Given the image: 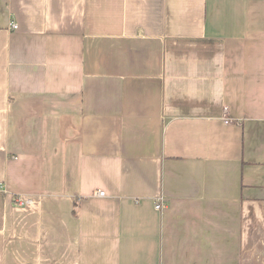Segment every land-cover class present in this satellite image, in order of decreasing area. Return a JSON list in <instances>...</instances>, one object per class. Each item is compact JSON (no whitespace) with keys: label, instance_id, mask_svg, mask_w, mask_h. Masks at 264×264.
Listing matches in <instances>:
<instances>
[{"label":"crops","instance_id":"obj_1","mask_svg":"<svg viewBox=\"0 0 264 264\" xmlns=\"http://www.w3.org/2000/svg\"><path fill=\"white\" fill-rule=\"evenodd\" d=\"M0 264H264V0H0Z\"/></svg>","mask_w":264,"mask_h":264},{"label":"built area","instance_id":"obj_2","mask_svg":"<svg viewBox=\"0 0 264 264\" xmlns=\"http://www.w3.org/2000/svg\"><path fill=\"white\" fill-rule=\"evenodd\" d=\"M11 28H12V30H17L18 26H17L16 24H12ZM224 112H225V113L227 112V108L224 109ZM224 122H225L226 124H228V123L230 122V119H229V118H224ZM97 195L100 196V197H103V196H104V192H98ZM27 202H28L27 200L18 199V204H19V205H24V204H26ZM155 208H156L157 210H158V209H161V201L156 203Z\"/></svg>","mask_w":264,"mask_h":264}]
</instances>
